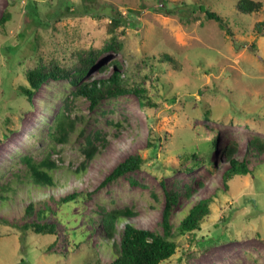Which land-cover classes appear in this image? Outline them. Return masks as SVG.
<instances>
[{
    "label": "rangeland",
    "instance_id": "rangeland-1",
    "mask_svg": "<svg viewBox=\"0 0 264 264\" xmlns=\"http://www.w3.org/2000/svg\"><path fill=\"white\" fill-rule=\"evenodd\" d=\"M166 1L159 9L160 0H0V18L9 14L0 26V193L20 176L24 182V155L36 161L49 155L58 165L56 186L40 189L24 182L0 199V264H109L111 249L89 216L99 208H130L136 214L131 222L161 233L162 183L180 197L171 216L177 251L161 264H264V153L248 157L247 176H235L228 188L222 180L228 146L242 159L251 140L264 143V29H253L264 22V0L251 14L238 12L236 0L195 4L196 11L202 3L219 13L223 27L205 13L174 8L194 0ZM114 8L134 25L115 35L123 50L101 55L90 78L108 77L118 61L128 86L141 90L144 106L130 92L91 109L89 100L73 95L68 80L47 81L31 103L19 94V86L27 84L25 72L39 57L69 66L74 51L108 42L107 13ZM161 53L174 63H160ZM102 66L107 69L99 72ZM60 111L75 122L63 143L48 133ZM94 132L102 137L95 141V157L86 162L85 137ZM156 133L162 146L153 151L149 139ZM130 154L143 158L140 168L103 183ZM83 162L86 169L74 173ZM74 191L82 193L78 204L59 203ZM204 198H211L210 212L200 230L178 234L183 213ZM29 202L36 210L51 207L45 222L55 224V235L19 231L36 220L35 214L23 218Z\"/></svg>",
    "mask_w": 264,
    "mask_h": 264
},
{
    "label": "trees",
    "instance_id": "trees-1",
    "mask_svg": "<svg viewBox=\"0 0 264 264\" xmlns=\"http://www.w3.org/2000/svg\"><path fill=\"white\" fill-rule=\"evenodd\" d=\"M159 9L166 7L169 1L160 0ZM202 0H194V2L188 5L182 2V5L174 7L181 8L191 12L192 14L205 13V17L209 20H215L219 26L223 27L225 21L216 11L210 7L204 6L202 3L195 9V4ZM167 3V4H166ZM163 5V6H162ZM236 9L242 14H251L257 12L262 8V2L260 0H236ZM107 11V10H105ZM114 11V12H113ZM129 13L132 12L128 9ZM174 10L172 9V12ZM108 12V11H107ZM113 12L114 14H112ZM109 18L108 32L112 34L110 40L101 47L81 48L73 52L75 61L72 65H64L55 59H45L39 57L37 64L25 72V79L27 84L19 86V94L26 98L31 103L36 91L47 81H59L68 80L74 87L73 95L76 97H84L90 102V108L97 107L103 99L114 98L130 92L136 93L140 98L142 106L145 105V99L142 96L141 90H137L132 86H128L126 79L123 77V70L118 61H114L111 66L113 67L112 73L101 79L95 77L90 78L91 71L95 67L98 58L108 51L120 52L123 50L121 42L116 40L115 35L124 32V28L130 24L134 25V21L130 20L128 15L121 14L120 11L113 10L107 13ZM9 14L6 12L0 18V26H4V23L8 21ZM255 31L260 32L264 29V22H256L253 26ZM36 48V45H35ZM151 56L150 58H153ZM160 63H174V60L167 53H161L158 58ZM107 69L106 66L99 68V72H103ZM201 92V91H200ZM75 128V122L70 120L64 113L60 111L54 115L51 123L48 127L49 135L54 140L63 143L66 142L68 134ZM153 134V133H152ZM100 132H94L92 135L85 137L86 143L82 149L85 156V161L92 160L98 148L95 146V141L99 140ZM165 137V135H164ZM151 141L149 139L150 148L156 151L161 148L162 136L159 133L151 135ZM217 145V136L212 139V148ZM236 147L230 145L224 152L229 166L223 171L222 180L224 186L228 188L229 180L235 176H247L250 174L248 157L256 153H264V143L260 138H254L247 144L246 154L242 159L236 158ZM211 152H208V157L211 156ZM190 157L195 158V153L187 154ZM21 162L25 166L24 182L30 186H34L40 189L56 186L54 181V172L58 165L49 155H45L40 161L34 160L31 156L24 155L21 157ZM86 162L81 164L80 168L75 169L73 172L79 174L80 169H86ZM143 163V158L140 154H130L119 162L112 171L105 177L103 183L117 180L122 176H126L140 168ZM15 184H9L1 187L3 191L0 193V199L4 200L9 197L7 191L15 192L18 185L21 183V176L18 178ZM131 185H139L137 181L129 178ZM140 186H142L140 184ZM165 197V205L162 211L161 227L162 232L158 233L149 228H143L135 225L130 219L136 217V214L132 212L130 208L112 209L106 210L99 208L98 212H94L89 216V223H97L101 227L103 235L104 246L109 247L112 252V260L109 264H161L173 256L177 251V242L173 233V226L171 224V216L174 208L178 205L180 194L177 190L167 189L164 183H162ZM186 196L189 198L191 193L189 187L185 190ZM81 191H74L70 194L64 195L59 199V203L62 205L78 204L83 197ZM89 194H86L88 196ZM211 198L200 199L192 204L184 213L183 217L179 221L177 233L180 235L190 234L194 235L195 231L200 230L201 224L210 212ZM52 212V209L48 204H45L43 208L35 209V204L29 202L24 208L23 218L33 216L35 214L36 220L31 222H25L19 226V231L29 234H43V235H55V224L45 222L47 215ZM4 223V221H2ZM6 223V222H5ZM124 224L123 230L119 234V241L115 240L116 235L119 232L118 226Z\"/></svg>",
    "mask_w": 264,
    "mask_h": 264
}]
</instances>
